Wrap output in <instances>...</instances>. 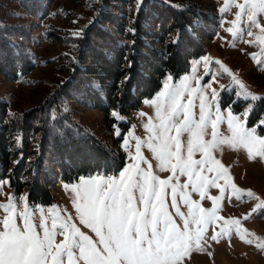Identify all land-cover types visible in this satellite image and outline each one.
I'll return each mask as SVG.
<instances>
[{"label": "snow or ice", "instance_id": "obj_1", "mask_svg": "<svg viewBox=\"0 0 264 264\" xmlns=\"http://www.w3.org/2000/svg\"><path fill=\"white\" fill-rule=\"evenodd\" d=\"M139 3L140 0L138 7ZM231 3L239 9L233 24L246 16L250 24L247 34L253 35L252 28H258L264 34L261 25L264 0H243L242 3L231 0ZM227 10V6L221 9ZM227 31L236 35L231 27ZM257 39L264 44V35ZM176 42L174 39L173 43ZM261 51L264 53V49ZM127 62L131 66V61ZM214 63L221 65L242 89L239 95L245 100L244 109L234 112L231 103L222 109L221 92H227L224 85L218 90L211 82L199 84L202 77L187 75L179 84H169L173 79L169 75L164 90L155 99L145 101L155 108V116L149 117L148 123L144 124L150 133L147 140H141L134 133L128 134L136 140L134 153L130 141L121 135L116 124L113 125L114 134L121 136L124 150L133 162L117 175L97 172L78 177L71 185L76 193L73 206L79 222L91 229L98 239L93 240L82 232L71 214L61 216L56 206L48 209L33 206L34 210L30 212L27 196H23L19 198L24 201L23 208L17 211L16 198L10 197L7 204L0 203V210L6 214L0 220V264H181L194 247L201 248L208 226L218 221L223 224L221 230L211 236L212 240L218 241L224 235L230 237L235 232L251 244L253 241L246 237L254 234L241 227L240 219H225L218 215L219 208L206 209L198 200L192 199V193L203 200L208 198L209 188H219L221 195L211 197L215 205L230 188L229 199L241 200L246 195L258 201L245 220L252 213L264 212V200L253 191L245 192L234 183L228 184L231 177L225 174L229 169L214 155L227 144L234 149H245L249 159L264 160V112L251 127L247 126L255 112L253 102H264V97L250 92L221 61ZM204 66L205 75L214 81L215 74L211 73L208 57L204 58ZM127 79L126 75L121 83ZM190 79H195L197 85H190ZM88 86L99 90L95 81ZM110 115L116 120L125 119L118 110H113ZM145 115L140 113V116ZM221 124H226L227 133L220 131ZM145 145L158 161V170L172 173L167 179H161L152 171V165L141 152ZM196 153L202 158L194 159ZM142 162L147 168L141 167ZM204 173H215V176L210 178ZM180 177H186V182L179 183ZM221 179L226 181L225 184L218 183ZM8 183L0 179V189ZM64 187L67 189L69 185ZM169 197L170 206L182 224H178L169 211ZM181 201L186 212L181 211ZM17 216L22 219V224L15 222ZM37 227L42 231H37ZM57 234L63 236L59 243L55 239ZM258 247L264 248V244H258Z\"/></svg>", "mask_w": 264, "mask_h": 264}, {"label": "trees", "instance_id": "obj_2", "mask_svg": "<svg viewBox=\"0 0 264 264\" xmlns=\"http://www.w3.org/2000/svg\"><path fill=\"white\" fill-rule=\"evenodd\" d=\"M15 1L33 15L47 8L44 0ZM120 2L127 0L97 1L96 13L78 40L75 55L81 66L75 62L64 66L69 76L45 101L14 114L7 102L0 100V179H7L16 193L26 190L31 204L52 203V187L58 179L72 182L80 176L116 171L124 164L122 154L114 153L71 117L65 100L96 108L106 122H112L111 110L122 114L136 110L161 87L166 76L186 71L192 60L205 54V41L218 25V15L212 11L163 0H141L128 22H120ZM15 35L14 27L0 22V74L11 79H18L35 65ZM126 75L127 81L121 83ZM93 81L99 90L88 86ZM225 95L222 107L228 103ZM244 104L234 102L233 111L240 112ZM253 106L248 126L264 112V102L255 101ZM35 138L37 145L32 144Z\"/></svg>", "mask_w": 264, "mask_h": 264}, {"label": "rangeland", "instance_id": "obj_3", "mask_svg": "<svg viewBox=\"0 0 264 264\" xmlns=\"http://www.w3.org/2000/svg\"><path fill=\"white\" fill-rule=\"evenodd\" d=\"M98 0H44L46 10L33 15L20 6L15 0H0V22L4 27H14L16 38L26 48L35 63L30 72L25 73L18 79H11L0 74V100L7 102L8 110L14 114H21L35 108L46 100L52 91L69 76V72L63 68L72 65L74 62L81 66L76 60V50L78 48V40L86 27L96 13V4ZM169 4H175L183 8H199L201 11H212L218 15V25L212 28L213 35L211 39H207L206 53L194 59L189 64L186 71L172 76L169 84H179L184 76L202 77L199 84L203 85L211 82L212 87L220 89L221 85L227 87L225 100L227 104L245 100L239 95L242 89L235 84L232 77L223 71L221 65L214 62L219 60L223 66H226L235 74L246 88L257 96L264 97V44L257 39L258 36L264 35L258 28H252L253 35L249 36L248 29L250 24L247 17H242L241 21L233 24L239 9L232 5L231 0H163ZM141 2V0H140ZM243 0H236V3H242ZM140 4V3H139ZM118 5V14L120 22H128L131 14L135 13L138 7V0H127L126 3L120 2ZM137 5V6H136ZM227 6V11L221 9ZM123 8L124 11H121ZM261 25L264 26V19H261ZM196 27L198 25L196 24ZM233 28V33L227 31ZM189 30V28H188ZM242 30V31H241ZM192 32V31H190ZM193 33V32H192ZM256 57L255 59L253 57ZM209 58V68L212 74H215V80H211L209 75H205L204 58ZM259 61V63L257 62ZM199 62V63H197ZM169 76V75H168ZM165 77L161 87L150 97L144 98L140 106L128 114L120 113L125 119L123 121L116 120L112 117V122H106L104 115L96 108L88 107L74 100H65V108L71 117L78 123L86 126L93 135H95L101 143L114 149V153L122 154L124 164L120 169L108 172L106 175H117L125 166L133 161L129 159L128 153L125 152L121 136H116L113 131V125L116 124L121 135L130 141L132 152H135L136 140L129 133H134L141 140H147L150 133L144 127L148 123L149 117L155 116V108L145 103L146 100L155 99L158 94L164 90ZM98 85L97 81H95ZM188 83L192 86L197 85L195 79H190ZM224 102V98H223ZM222 107V106H221ZM245 108V104L240 111ZM223 109V107H222ZM114 110V109H113ZM111 110L110 113L113 111ZM198 111V110H197ZM146 113L140 116V113ZM248 126V124H247ZM251 127V126H249ZM220 131L227 133L226 124L220 125ZM20 137V135H18ZM209 139V137H205ZM19 140V139H18ZM33 145H37V138L32 141ZM36 146H34L35 148ZM141 152L152 165L154 174L160 176L161 179H167L172 175L171 172H160L158 170V161L153 153L145 146H142ZM214 155L221 163L229 169L226 177H231L228 184L234 183L238 188L253 191L256 196L264 200V160L256 158L249 159L245 149H234L229 145H222L220 149L214 152ZM194 159H201V154L196 153ZM43 165H48L46 162ZM141 167L147 168V164L141 163ZM221 171H223L221 169ZM95 174V173H94ZM210 178L215 173H204ZM87 177V176H80ZM7 180V179H2ZM8 181V180H7ZM65 182L58 179L56 185L52 187L54 196L53 202L47 205L31 204L27 197L29 211L36 208L44 207L45 209L56 206L61 216L71 214L73 221L82 232L91 236L93 240L98 238L95 233L87 226L81 224L75 213L73 200L76 193L71 189V185L76 183ZM175 182V181H173ZM186 182V177H180L179 183ZM225 180L218 181L221 185L225 184ZM69 185L66 189L64 186ZM188 191H191L190 189ZM231 189L229 188L222 200L217 201L214 205L211 197L220 196V189L211 187L208 189V198L200 200L196 193H192V199L198 200L201 207L210 209L214 206L219 208V216L225 219L238 218L241 220V227L247 229L249 233L254 235L247 236L251 239V244L246 243L235 232L218 238V241L211 239V236L221 230L223 221H218L215 225H209L205 233V239L201 242V248H193V250L185 256L181 264H264V248L258 247V244H264V212L252 213L249 219L244 217L252 212V209L258 203L253 198L246 195L243 199L237 200L234 197L229 199ZM27 196L26 190L22 193H16L9 184H5L0 189V203L7 204L9 198H16L17 211L22 210L24 201L19 200L20 197ZM169 211L173 213L178 224H182V220L175 216V209L170 206ZM179 201V198H178ZM181 203V211L186 212V208ZM6 214L0 210V220ZM17 224H22V219L15 217ZM34 223L39 224L38 220ZM37 231H42L37 227ZM56 242L59 243L63 236L57 234Z\"/></svg>", "mask_w": 264, "mask_h": 264}]
</instances>
